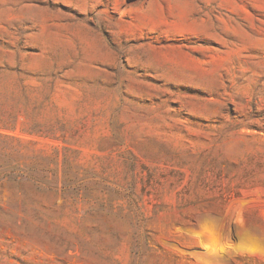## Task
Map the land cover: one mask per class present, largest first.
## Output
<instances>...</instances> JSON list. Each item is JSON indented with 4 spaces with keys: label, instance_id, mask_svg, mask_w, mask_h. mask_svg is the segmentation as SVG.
<instances>
[{
    "label": "rangeland",
    "instance_id": "374dc122",
    "mask_svg": "<svg viewBox=\"0 0 264 264\" xmlns=\"http://www.w3.org/2000/svg\"><path fill=\"white\" fill-rule=\"evenodd\" d=\"M0 264H264V0H0Z\"/></svg>",
    "mask_w": 264,
    "mask_h": 264
}]
</instances>
